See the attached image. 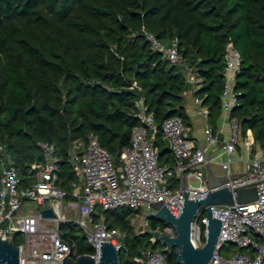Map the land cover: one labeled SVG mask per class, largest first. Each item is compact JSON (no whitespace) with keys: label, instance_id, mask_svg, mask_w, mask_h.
<instances>
[{"label":"trees","instance_id":"1","mask_svg":"<svg viewBox=\"0 0 264 264\" xmlns=\"http://www.w3.org/2000/svg\"><path fill=\"white\" fill-rule=\"evenodd\" d=\"M146 32L166 43L177 37L183 65L153 50ZM230 41L242 56L239 103L230 118L239 122L242 137L250 129L264 148V0H0V178L6 160L17 167L23 186L35 182L31 166L43 159L38 142L48 141L61 156L59 185L71 193L79 177L67 152L90 134L121 164L141 124L139 96L158 126L159 163L173 164L161 125L174 116L191 124L185 106L191 71L194 95L215 127ZM137 212L122 207L94 214L127 233L120 264H136L143 250L160 244L149 230H163L164 222L151 215L148 230L136 233L131 219ZM76 225L61 227L73 257L94 254L86 235H74ZM201 233L205 240L202 225ZM14 240L19 244L21 235ZM168 264H176L175 252Z\"/></svg>","mask_w":264,"mask_h":264},{"label":"built area","instance_id":"2","mask_svg":"<svg viewBox=\"0 0 264 264\" xmlns=\"http://www.w3.org/2000/svg\"><path fill=\"white\" fill-rule=\"evenodd\" d=\"M146 37L152 49L159 51L164 59L183 65L177 37L169 43L151 32H146ZM224 61L222 112L230 121L231 134L224 145L227 157L222 167L226 170V176L222 178L221 186L229 184L232 190L241 186H255L257 199L250 203L212 206L213 215L222 220V225L217 248L209 264H264V151L263 157L247 161L242 174H233L231 164L242 136L239 122L231 119L230 115L239 103V92L235 87L237 74L242 67V56L232 41L226 47ZM189 73L190 81L196 84L195 75L191 71ZM134 86L141 91L139 86ZM195 102L197 114L208 120L209 109L199 107L200 99L196 98ZM135 107V115L141 124L133 129L131 146L122 152L120 168H116L114 157L94 134H90L85 142L75 141L71 145L67 156L79 177L73 182L71 193L59 185L61 156L51 142H38L43 159L32 164L37 179L30 185H22L19 171L11 161L7 165L3 163L0 236L15 239L16 235L22 234L17 244L20 264H63V259L69 253L73 256L75 250L61 228L67 222L77 224L84 231L94 249L92 255L96 258L100 255L101 242L109 241L120 251L127 233L120 228L109 227L104 217L97 220L94 214L99 208L116 210L128 207L154 216L156 210L151 202L164 200L165 205L178 216L184 203V190L192 200L207 197L209 187L205 165L213 158L206 154L203 147L194 146L192 125L179 116L163 121L161 130L174 156V163L161 165L159 149L152 136L158 130L154 113L142 96L136 99ZM217 138L213 129L208 127V142L214 143ZM244 142L247 147L253 144L251 139ZM2 151L3 146L0 145V153ZM173 178H181L182 181L172 186L170 179ZM197 180L199 184L194 185L193 182ZM48 208H52L56 217L43 216L41 211ZM201 209L193 225L192 241L196 247H202L205 242L201 237V225L205 231L208 225L206 213H202ZM60 230L64 232V237L60 238ZM161 231L175 236L174 228L170 225H165ZM152 241L155 239L152 238ZM226 243H233L238 248L232 257L221 253ZM164 250L165 247L162 250H143L134 261L136 264H168V253Z\"/></svg>","mask_w":264,"mask_h":264},{"label":"water","instance_id":"3","mask_svg":"<svg viewBox=\"0 0 264 264\" xmlns=\"http://www.w3.org/2000/svg\"><path fill=\"white\" fill-rule=\"evenodd\" d=\"M206 176L209 192L204 199H189L184 190V203L180 215L176 216L164 203V200L151 202L156 210L154 216L165 225L174 228L175 236L158 229L149 230L155 241L162 242L168 254L175 252L176 264H209L219 241L222 220L212 212L213 205H232L250 203L257 199L255 186H241L234 190L229 184L221 186L222 179L215 173L210 163H206ZM221 186V187H220ZM200 208L206 210L208 225L205 231V242L202 247H196L192 241L193 225L197 221ZM45 217H56L52 208L41 211ZM58 221V228H59ZM60 238L64 232L59 231ZM70 254V253H69ZM67 255L63 264H120V253L111 242H101L98 258L92 254H81L74 258ZM0 264H20L19 246L12 238L3 239L0 236Z\"/></svg>","mask_w":264,"mask_h":264},{"label":"crops","instance_id":"4","mask_svg":"<svg viewBox=\"0 0 264 264\" xmlns=\"http://www.w3.org/2000/svg\"><path fill=\"white\" fill-rule=\"evenodd\" d=\"M192 88L185 93V106L187 109V113L190 116V122L192 125V141L194 146H200L203 147L206 151V154L213 158L209 163L211 164L212 168L215 170V173L220 176V178H224L226 176V170L223 169L222 163L226 161L227 154L224 149V145L230 138L231 134V125L228 117L221 113L219 119L217 120V123L214 126H212L208 120L203 119L197 114V105L195 102V95L193 92V88H195L197 85L195 83L191 82ZM195 84V85H194ZM189 94L192 96L194 101V107H195V113L197 116V121H194L193 115H190L189 108H187V101H186V94ZM203 105L200 103L199 107H202ZM211 127L215 133V135L218 137L217 141L214 143H209L207 140V128ZM155 138V135H152ZM164 140L167 142V146L169 147L168 141L165 139L163 135ZM246 139L253 140V144L250 147H247L245 144ZM170 149V148H169ZM171 151V150H170ZM263 151L264 148H262L259 145H256L254 135L252 130H248L247 136L242 137L239 143L236 146V156L234 157L232 164H231V170L233 174H242L246 169L247 161L255 158V157H263ZM173 155V154H172ZM206 169V168H205ZM179 179L178 184L181 183V178H173L170 179L171 185H177L176 180ZM176 183V184H175Z\"/></svg>","mask_w":264,"mask_h":264},{"label":"rangeland","instance_id":"5","mask_svg":"<svg viewBox=\"0 0 264 264\" xmlns=\"http://www.w3.org/2000/svg\"><path fill=\"white\" fill-rule=\"evenodd\" d=\"M190 73L188 72L187 73V76L189 77ZM186 101H187V108H189V113L190 115H193V118H194V121H197V116H196V113H195V107H194V101H193V98L192 96H190L188 93L186 94ZM150 136V134H149ZM121 163V162H120ZM4 164L7 165L8 164V161L4 160ZM3 164V166H5ZM114 164L116 166V168H120V165H118V163L116 162V159L114 158ZM194 185H198L199 184V181H194L193 182ZM69 198H67L66 200H68ZM99 210H103L102 208H99ZM201 212L202 213H206L205 210L201 209ZM150 213V212H149ZM148 220H149V216L144 214V211L143 210H138V212L132 217L131 219V224L134 228V231L136 233H142L146 230H148L149 228V225H148ZM73 222H67L65 223L64 225H70L72 224ZM75 224V223H73ZM77 227V230L74 231V235L76 236H83L85 235L84 231L78 226L76 225ZM19 235H22L21 233L18 234ZM23 240V238H22ZM164 244L162 242H160V244L158 245V247L156 248V250H162L164 248ZM238 251V248L235 244L233 243H226L225 246L221 249V253L225 256H228V257H232L233 255H235V253Z\"/></svg>","mask_w":264,"mask_h":264}]
</instances>
